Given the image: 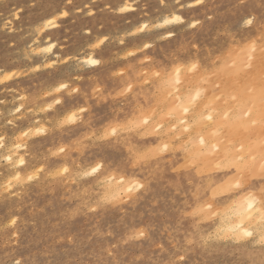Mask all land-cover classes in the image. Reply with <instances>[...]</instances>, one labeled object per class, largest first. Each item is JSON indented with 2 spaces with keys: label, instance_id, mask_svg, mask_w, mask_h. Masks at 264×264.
Here are the masks:
<instances>
[{
  "label": "rangeland",
  "instance_id": "rangeland-1",
  "mask_svg": "<svg viewBox=\"0 0 264 264\" xmlns=\"http://www.w3.org/2000/svg\"><path fill=\"white\" fill-rule=\"evenodd\" d=\"M262 16L264 0H0V264H260L244 207L264 41L245 20Z\"/></svg>",
  "mask_w": 264,
  "mask_h": 264
},
{
  "label": "snow or ice",
  "instance_id": "snow-or-ice-1",
  "mask_svg": "<svg viewBox=\"0 0 264 264\" xmlns=\"http://www.w3.org/2000/svg\"><path fill=\"white\" fill-rule=\"evenodd\" d=\"M197 2L199 3L200 0H197ZM65 15H67V13H65ZM175 19L179 20V17H176ZM245 23L247 25H253L255 23H259L260 31H261V36L259 37V39L264 41V16L260 18L259 22H257L255 17H250L245 20ZM248 48L250 52L248 56V60L249 62H251L254 59L251 53H255L256 48H257L255 39L249 40ZM261 51L264 52V47L261 48ZM89 63L97 64L99 62L97 60H90ZM196 67L197 66L195 64L192 65L193 69H195ZM247 68L251 69L252 64L248 63ZM178 72L179 70H177V75H178ZM260 74H261V77L264 78V57L261 58ZM176 83L177 84L180 83L179 79L176 80ZM60 87L67 88V85L62 84ZM57 91H59V89H57ZM76 91H79V90L77 89ZM261 96H262V104H264V87L261 88ZM57 103H59V101H57ZM79 111L83 113V112H86V109L82 107L79 109ZM184 111L187 112V109L185 108ZM262 116H264V111H262ZM75 117H76V113L74 112L72 113L71 116H69L66 119L65 123L71 122L72 120L75 119ZM210 118L211 117H209V119ZM144 123H147V120H145ZM114 132H115V129H113V134ZM25 135H27V133H25ZM201 143H203V141H201ZM60 151L62 152L64 150L60 149ZM240 159L243 160V157H241ZM255 159L256 158L253 156L252 157L253 162H255ZM261 161L262 162L259 165V187L258 189H256V191L249 192V195L245 198L244 213L247 216L249 221H253V220L256 221L257 227L259 229V237H260L257 243H259L261 247L264 248V155L261 156ZM98 167L99 166L92 168L91 172L95 173L98 170ZM233 167L235 169L233 174L237 177V182L235 183L234 187L240 188L242 186V182L245 180L252 181V182H255L257 180V174L255 171L254 163L245 165L243 167L241 166H233ZM64 171L66 172L67 169H64ZM86 174H89V173H86ZM249 186L254 187V184H250ZM128 190L131 191L132 189L129 188ZM257 205H260L261 207L257 208L256 207ZM13 223H15V221H13ZM144 235H145L144 232L141 231L138 234L130 237L129 239H138V238L144 237ZM249 237L255 239L253 231L245 230L243 231L242 234H234L230 238L237 240V242H240V241H245ZM189 243H191V241H189ZM158 247H160L161 249L164 248L162 244L158 245ZM108 254L111 255L112 253L109 252ZM175 255H176V259L172 261H168L166 262V264H189L188 259L184 255H181L178 251L175 253ZM15 264H20V262L16 261ZM109 264H112V262L110 261ZM253 264H255V262H253ZM260 264H264V260H262Z\"/></svg>",
  "mask_w": 264,
  "mask_h": 264
},
{
  "label": "bare ground",
  "instance_id": "bare-ground-1",
  "mask_svg": "<svg viewBox=\"0 0 264 264\" xmlns=\"http://www.w3.org/2000/svg\"><path fill=\"white\" fill-rule=\"evenodd\" d=\"M124 10H126V8L124 9ZM175 17H174V19L176 18V17H179L178 15H174ZM180 18V17H179ZM169 19H170V21H169ZM169 19H167V18H165V19H162V21L160 22V24H168V23H170L171 22V18H169ZM50 46H52V45H50ZM87 60V59H86ZM90 60H94V59H88V61H87V63L89 64V66H93L94 64H91V63H89V61ZM85 62V61H84ZM86 63V62H85ZM87 63H86V65H87ZM238 211H239V213H241L242 214V209H238ZM235 213V212H234ZM238 213V212H237ZM243 216V215H242ZM246 219L244 218V216L238 221V223H237V229L239 230V229H241L242 227H244L243 225H244V221H245ZM235 222V221H234ZM224 223V222H223ZM233 227H234V225H232ZM232 229V228H231ZM243 229V228H242ZM237 230V231H238ZM236 231V230H235ZM240 231V230H239ZM229 232V231H228ZM233 233V232H232ZM237 234V233H236Z\"/></svg>",
  "mask_w": 264,
  "mask_h": 264
}]
</instances>
